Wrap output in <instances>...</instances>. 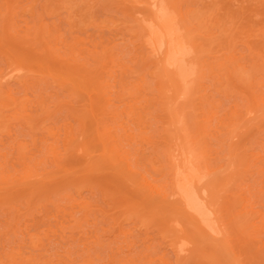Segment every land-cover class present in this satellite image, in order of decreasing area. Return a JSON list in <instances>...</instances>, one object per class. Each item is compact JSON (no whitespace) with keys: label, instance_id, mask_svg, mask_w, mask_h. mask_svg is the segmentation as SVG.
<instances>
[{"label":"rangeland","instance_id":"rangeland-1","mask_svg":"<svg viewBox=\"0 0 264 264\" xmlns=\"http://www.w3.org/2000/svg\"><path fill=\"white\" fill-rule=\"evenodd\" d=\"M144 1L0 0V264H264V1H156L187 38L176 90Z\"/></svg>","mask_w":264,"mask_h":264},{"label":"bare ground","instance_id":"bare-ground-1","mask_svg":"<svg viewBox=\"0 0 264 264\" xmlns=\"http://www.w3.org/2000/svg\"><path fill=\"white\" fill-rule=\"evenodd\" d=\"M123 1V0H122ZM157 0H145L144 2H147L149 9L153 12L152 17L149 18V21L147 23L144 24V26H142L141 28V37H142V45L144 48H146L149 53L151 54V58H153L154 62V66L156 70H154L156 72V75L159 77V79L162 80H168L169 83L171 84V86H173V89H177L178 86V81H184L187 79L189 73H186L185 71H183V69L180 70L182 63L185 60L186 55L188 54L189 51H187V49H185L186 45H184V43L186 44V37L185 39L182 38L180 35V30L178 29L179 26L177 24V22L174 20L170 21L169 16L166 15L167 11L164 10L166 8H163V6H158V4L156 3ZM264 1V0H262ZM158 2V1H157ZM157 4V5H156ZM159 5L160 2H159ZM125 8V7H124ZM184 11V10H183ZM150 13V11H149ZM148 13V15H149ZM165 13V14H164ZM182 14V13H181ZM192 15V14H191ZM195 15V14H194ZM172 16V15H171ZM170 16V17H171ZM177 17H179L178 15H176ZM182 16H184V19L190 21V15L187 14V12H183ZM147 17V16H146ZM169 19H168V18ZM146 19V18H145ZM182 19V18H181ZM148 20V18H147ZM177 20V19H176ZM143 22V21H142ZM146 22V21H145ZM132 26V25H131ZM140 26V25H139ZM140 26V27H141ZM190 26V25H189ZM260 30V29H258ZM253 31V30H252ZM259 32V31H258ZM262 32H264V30H262ZM261 32V33H262ZM188 33V31H187ZM222 33V32H221ZM135 34V33H134ZM225 34V33H224ZM257 34V33H256ZM137 35V34H136ZM225 38H227L226 34L224 35ZM140 37V39H141ZM192 37V36H191ZM204 37V36H203ZM211 37V36H210ZM207 37L208 40L211 42V38ZM258 38V37H257ZM207 40V41H208ZM229 40V39H228ZM185 41V42H184ZM189 41V40H188ZM208 41V42H209ZM220 41V40H219ZM196 42V41H195ZM198 42V41H197ZM189 43V42H188ZM257 43V42H256ZM261 43V41H260ZM198 44V43H197ZM208 44V43H207ZM210 48H212V44H210ZM208 45V46H209ZM258 45V44H257ZM185 46V47H184ZM201 46V45H199ZM227 46V45H226ZM207 47V46H206ZM208 49V48H207ZM201 50V49H200ZM209 50V49H208ZM147 51V52H148ZM146 52V51H145ZM230 52V51H229ZM191 54V53H190ZM228 54V53H227ZM226 55L223 53V56ZM192 56V55H191ZM234 56V55H233ZM188 57V56H187ZM226 57V56H225ZM231 57V56H229ZM233 58V57H232ZM234 62V61H233ZM220 63V62H219ZM223 63V62H222ZM231 64V63H230ZM235 64V63H234ZM212 65V64H211ZM228 65V64H227ZM219 66V65H218ZM239 67V66H238ZM231 68V67H230ZM241 68V67H240ZM227 69V68H226ZM236 69V68H235ZM234 69V70H235ZM244 69V68H243ZM177 70V71H176ZM228 70V69H227ZM231 70V69H230ZM153 71V72H154ZM229 71V70H228ZM177 72V73H176ZM234 73V71H231V74ZM178 74V77H177ZM181 74V75H180ZM229 74V73H228ZM240 75L244 76L242 73H240ZM186 76V77H185ZM238 76V75H236ZM181 77V78H180ZM228 77V76H227ZM233 77V76H232ZM163 78V79H162ZM180 78V79H178ZM183 78V79H182ZM194 82V81H193ZM162 83V82H161ZM89 84V83H88ZM184 84V83H183ZM80 85V84H79ZM78 85V86H79ZM137 85V84H136ZM180 85V84H179ZM187 85V84H185ZM166 86V85H165ZM76 88V87H75ZM186 89V88H185ZM167 90V89H166ZM82 91V90H80ZM84 91V90H83ZM184 91V90H183ZM182 91V93H184ZM85 92V91H84ZM260 98V97H259ZM104 102V101H103ZM264 104V103H262ZM93 105V104H92ZM130 109L131 106L130 104H128ZM127 105V106H128ZM166 107V106H165ZM91 108V107H90ZM89 108V109H90ZM136 109V107H134ZM133 108V109H134ZM168 111L169 106H167ZM129 110V108L127 109ZM254 110V109H253ZM92 111V110H91ZM132 111V110H131ZM129 111V112H131ZM171 111V110H170ZM169 111V112H170ZM125 112H127L125 110ZM232 113V112H231ZM259 113V112H258ZM83 114V113H81ZM133 114V113H132ZM235 114V113H232ZM260 114V113H259ZM128 115V114H127ZM235 116V115H233ZM237 116V114H236ZM235 116V118H236ZM237 119V118H236ZM180 120V119H179ZM233 121V120H232ZM230 123V122H228ZM232 123V122H231ZM236 123V122H235ZM84 125V124H83ZM98 126V125H97ZM96 127V126H95ZM100 127V126H98ZM227 127V126H226ZM71 128V127H70ZM232 129V127H231ZM83 130V129H82ZM229 130V129H228ZM97 132V130H95ZM69 132V130H68ZM230 133V132H229ZM98 134V133H97ZM69 135V134H68ZM100 135V133H99ZM98 136V135H97ZM99 137V136H98ZM111 139V138H110ZM202 139V138H201ZM188 140V139H187ZM99 141V140H98ZM103 141H101L102 143ZM202 142V141H201ZM99 143V142H98ZM113 143V142H112ZM115 143V142H114ZM118 143V142H117ZM103 144V143H102ZM107 144V143H106ZM116 144V143H115ZM79 145V144H78ZM83 145V144H81ZM99 145V144H98ZM175 145V144H174ZM203 145V144H202ZM101 146V145H100ZM104 146V144H103ZM105 147V146H104ZM102 148V147H101ZM106 148V147H105ZM109 149V147H108ZM104 148H103V152H104ZM85 151H87L85 149ZM109 153L111 152V150H107ZM84 152V151H83ZM108 152H105V154H107ZM120 153V152H119ZM108 155V154H107ZM111 155V153H110ZM173 155V153H172ZM175 155V154H174ZM177 155V154H176ZM120 156V155H119ZM167 156V155H165ZM169 156V154H168ZM167 156V157H168ZM171 156V155H170ZM189 156V155H188ZM229 156V155H227ZM226 156V157H227ZM109 157V156H108ZM111 157V156H110ZM121 157V156H120ZM116 158V157H115ZM123 158V157H122ZM122 158L120 160H122ZM169 158V157H168ZM167 158V159H168ZM176 158V156H175ZM174 158H172L171 156V161L167 160L169 163V174H170V180H169V184H170V195H172L176 201L179 203V206L188 214L189 217H192V219H196V221L198 222V225L200 224H204L206 223V221H208L209 219V212H204L203 211V205H205V200L203 201L201 198V195H199V193H196V184L198 183V181H200V177L198 175V173L195 171V169L191 166L188 165V163L190 164L189 160L187 161L188 163H186L188 166V168H185L184 163H182V161H174ZM173 160V161H172ZM177 160V159H176ZM234 161V160H232ZM111 162V161H110ZM124 162V161H123ZM126 162V161H125ZM186 162V161H185ZM229 163V162H228ZM183 164V165H182ZM119 166V165H118ZM183 166V167H182ZM128 167V166H127ZM192 167V168H190ZM25 169V168H24ZM129 171V170H128ZM227 172V171H226ZM144 181V185H146V187H148V190L150 192H154L157 194H160L159 192H157V190L154 188L153 185H151L147 180H145V178H143ZM224 183V182H223ZM219 185V184H218ZM195 189V190H194ZM200 197H199V196ZM238 199V198H237ZM227 204V203H226ZM245 205V204H244ZM229 206V205H228ZM243 207V206H242ZM173 208V207H172ZM245 209V208H243ZM251 210V209H250ZM208 211V210H207ZM249 211V210H248ZM246 214L249 212L244 211ZM242 211V213H244ZM216 213V212H214ZM218 213V212H217ZM237 215V214H236ZM245 215V214H244ZM249 215V214H248ZM247 217V215H246ZM243 218V217H242ZM210 220V219H209ZM212 220V219H211ZM214 220V219H213ZM248 220V218H247ZM219 221V220H218ZM213 222V221H212ZM246 223V222H245ZM254 223V222H253ZM243 224V223H242ZM210 225V224H209ZM218 225V224H217ZM245 225V224H244ZM252 226L254 224H251ZM210 227V226H209ZM213 227V226H212ZM215 227V226H214ZM245 227V226H244ZM250 227V225H249ZM217 234V233H216ZM214 238V237H213ZM226 242V241H225ZM228 246V244H227ZM226 246V247H227ZM231 247V246H230ZM233 247V246H232ZM219 248V247H218ZM224 248V247H223ZM226 249V248H225ZM184 250V249H183ZM233 250V248H232ZM231 252V251H230ZM234 252V251H233ZM226 253V252H225ZM228 253V252H227ZM235 254V253H234ZM232 256V255H231ZM230 256V258H232ZM228 258V257H227ZM234 260V259H233ZM231 262V261H230ZM228 263V262H227ZM237 264V263H236Z\"/></svg>","mask_w":264,"mask_h":264}]
</instances>
